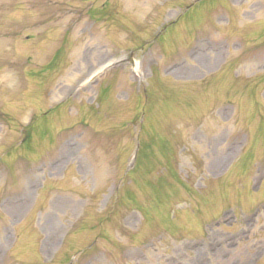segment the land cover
I'll return each instance as SVG.
<instances>
[{"label": "rangeland", "instance_id": "obj_1", "mask_svg": "<svg viewBox=\"0 0 264 264\" xmlns=\"http://www.w3.org/2000/svg\"><path fill=\"white\" fill-rule=\"evenodd\" d=\"M0 264H264V0H0Z\"/></svg>", "mask_w": 264, "mask_h": 264}]
</instances>
